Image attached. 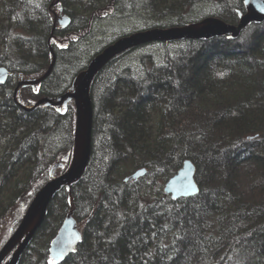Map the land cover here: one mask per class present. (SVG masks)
Masks as SVG:
<instances>
[{
	"label": "trees",
	"instance_id": "16d2710c",
	"mask_svg": "<svg viewBox=\"0 0 264 264\" xmlns=\"http://www.w3.org/2000/svg\"><path fill=\"white\" fill-rule=\"evenodd\" d=\"M210 2L230 23L246 11L244 0H0V66L11 72L0 84V226L13 220L0 249L74 147V101L27 112L14 99L19 80L45 74L54 51L51 75L21 86L18 100L61 95L94 56L85 62L84 44L98 20L131 12L161 20L153 27L183 25ZM251 25L248 48L229 37L164 42L139 70L123 63L135 48L98 74L90 164L51 202L20 264H264V22ZM186 159L200 192L174 199L164 185ZM72 210L83 238L57 263L51 242Z\"/></svg>",
	"mask_w": 264,
	"mask_h": 264
},
{
	"label": "water",
	"instance_id": "95a60500",
	"mask_svg": "<svg viewBox=\"0 0 264 264\" xmlns=\"http://www.w3.org/2000/svg\"><path fill=\"white\" fill-rule=\"evenodd\" d=\"M244 4L246 11L240 15L238 23H230L217 16H206L183 25L155 26L125 33L92 57L87 67L75 76L69 90L54 97L44 96L33 106H26L18 100V90L23 85L40 84L51 75L56 63L54 51L52 50L53 61L45 74L35 79L19 80L14 99L27 112H32L39 106H67L74 101L76 109L74 147L71 163L64 172L58 173L60 163H56L51 168V178L36 192L18 227L0 249V264H20L37 230L44 223L51 202L64 188L71 193L74 184L84 176L92 157L94 104L91 90L98 74L119 55L146 44L212 40L219 37L238 38L251 24L264 22V0H244ZM70 22L68 15L58 18L61 28L68 26ZM56 27L58 26L55 23ZM10 74L7 67L0 66V84L6 83ZM147 172L146 167L139 168L126 176L125 182L137 181ZM196 172V164L191 159H186L179 171L165 183V193L174 199L199 194L200 187L196 180ZM82 238L83 233L72 210L51 242V259L57 263L62 262L77 249Z\"/></svg>",
	"mask_w": 264,
	"mask_h": 264
},
{
	"label": "rangeland",
	"instance_id": "374dc122",
	"mask_svg": "<svg viewBox=\"0 0 264 264\" xmlns=\"http://www.w3.org/2000/svg\"><path fill=\"white\" fill-rule=\"evenodd\" d=\"M221 5L210 2L201 5L198 8L197 18L201 19L206 16H217L219 13L218 8ZM131 12L119 13L116 17L100 19L95 23L94 33L91 40L86 41L84 47L87 49V54L84 58L85 62H87L90 57L97 54L98 51L103 49L102 47L109 44L110 40L115 39L125 33L133 32L136 30L146 29L153 26H150L154 23L160 22L161 20H148L146 15L144 17L141 16H132ZM256 25L249 26L240 37L233 39L238 45L248 48L252 43L253 34L255 32ZM182 41V40H181ZM179 41L172 42L171 46H178ZM164 51V47L159 42L150 43L143 46L138 47L136 50L129 53L125 60L123 61L124 64L132 65L134 68L139 70L141 68L140 65V58L142 54L153 52L159 54L160 52ZM11 222V223H10ZM10 223V224H9ZM13 220L11 221V216H7L6 220L0 226V242L6 236L7 228L13 226ZM2 248V247H1Z\"/></svg>",
	"mask_w": 264,
	"mask_h": 264
}]
</instances>
